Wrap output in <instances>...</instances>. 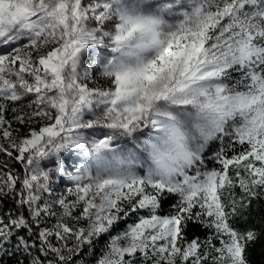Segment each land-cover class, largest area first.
Returning a JSON list of instances; mask_svg holds the SVG:
<instances>
[{"label":"snow or ice","instance_id":"obj_1","mask_svg":"<svg viewBox=\"0 0 264 264\" xmlns=\"http://www.w3.org/2000/svg\"><path fill=\"white\" fill-rule=\"evenodd\" d=\"M261 202L264 0H0V258L255 264Z\"/></svg>","mask_w":264,"mask_h":264},{"label":"trees","instance_id":"obj_2","mask_svg":"<svg viewBox=\"0 0 264 264\" xmlns=\"http://www.w3.org/2000/svg\"><path fill=\"white\" fill-rule=\"evenodd\" d=\"M19 167V165H17ZM174 202L173 199H169L164 202V209L167 210V208ZM261 216H264V202H261L259 204L254 203L252 206V215L250 217V220H254L257 223L259 222ZM241 227L246 226L245 224L241 223ZM193 233L195 235H198L201 239H204L205 236L208 234L206 229L202 228H195L193 229ZM190 233V236L193 234ZM22 259V257L19 256H4L0 258V264H17V260ZM255 264H264V254H262V249L258 246L256 249L255 254L252 257Z\"/></svg>","mask_w":264,"mask_h":264},{"label":"rangeland","instance_id":"obj_3","mask_svg":"<svg viewBox=\"0 0 264 264\" xmlns=\"http://www.w3.org/2000/svg\"><path fill=\"white\" fill-rule=\"evenodd\" d=\"M214 166H217V165L209 164V167H210V168H211V167H214Z\"/></svg>","mask_w":264,"mask_h":264}]
</instances>
